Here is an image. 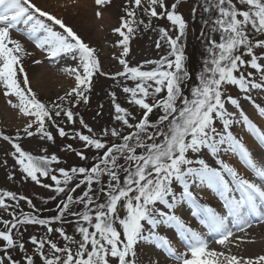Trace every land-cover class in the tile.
I'll list each match as a JSON object with an SVG mask.
<instances>
[{
	"label": "snow or ice",
	"instance_id": "snow-or-ice-1",
	"mask_svg": "<svg viewBox=\"0 0 264 264\" xmlns=\"http://www.w3.org/2000/svg\"><path fill=\"white\" fill-rule=\"evenodd\" d=\"M104 2L96 0L97 5ZM178 3L179 0L171 5L166 0H129L127 18L121 17L120 27L114 29L122 37V55L129 52L133 25L144 23L137 18L140 10L149 17V24L151 18H166L177 30L174 38L166 29L159 30L161 39L170 47L169 56L174 59L161 58L151 71L130 67L123 58L119 60L123 71L115 75L136 82L134 87H124L123 92L129 94L130 106L142 115L137 119L133 111L116 102L112 93L114 119L121 130L104 129L101 139L92 135L93 129L80 118L79 123L89 134L75 132L73 137L83 142L84 148L101 153L91 167L59 168L57 176L51 168L59 162L55 154L33 155L12 137L0 133L11 144V155L26 178L41 184L40 177H50L55 182V192L66 196L57 206L59 215L51 219L11 212L12 219L0 220V264H22L11 253L26 251L25 243L14 230L27 224L46 226L48 233H59L65 243L59 246L51 239L31 236L35 252L24 256L26 264H137V249L142 244L154 246L176 264H264V256L242 260L209 249L205 235L183 217L187 213L208 235L219 236L217 243L221 245L233 235L232 227L243 230L253 218L264 221V131L244 112L239 98L230 93L235 87L251 99V90H264V0H205L203 11L210 17L204 23L209 27L201 34L207 55L202 58L197 83L188 94L182 87L191 79L183 44L187 23L177 11ZM42 18L63 31H55ZM21 25L24 27L20 28ZM13 30L25 33L50 58L71 54L72 59H78L77 67L65 69L74 74L75 86L56 101L38 99L28 87L21 64L25 49L12 37ZM99 68L95 50L62 20L43 11L32 0H0V87L5 96L18 98V103L8 102L27 118L23 128L27 137L39 135L41 139L53 140L49 124L56 127L60 137H66L68 133L56 123V118L63 115L69 123L76 122V114L64 103H86L85 93ZM18 73H23V87ZM255 73H259V82L251 78ZM229 106L238 113L230 111ZM254 107L264 117V106ZM154 110L159 115L152 121L150 114ZM234 127H241L252 137L253 148L233 132ZM124 128L130 131L124 134ZM112 137L119 142H110ZM76 155L87 159L83 151ZM224 156L236 158L253 178L245 177ZM76 180L79 182L73 187ZM94 184L99 187L94 188ZM81 185H86V189L82 195L74 196ZM204 192L221 202L222 211L202 203ZM6 198L17 197L10 191L0 192V208L5 210L9 208ZM76 205H82V210L75 211ZM66 214L76 217L75 233L79 239L63 228L51 226L52 221H59ZM161 228L171 230L185 250L178 251L159 232Z\"/></svg>",
	"mask_w": 264,
	"mask_h": 264
},
{
	"label": "rangeland",
	"instance_id": "rangeland-1",
	"mask_svg": "<svg viewBox=\"0 0 264 264\" xmlns=\"http://www.w3.org/2000/svg\"><path fill=\"white\" fill-rule=\"evenodd\" d=\"M32 2L72 28L84 43L95 50L100 65L99 71L92 78L90 90L85 93L88 97L87 102L76 104L73 100L71 103L68 101L64 103V107L72 108L76 114L74 117L76 122L74 124L69 123L63 115L56 118V123L64 127L68 135L60 137L56 127L51 124L48 125V130L52 132L54 137L51 141L41 139L39 135L27 137L23 133V128L28 122L27 118L19 112L18 108H13L8 102L11 100L13 103H18V98L14 95L5 96L3 88L0 87V133L12 137L15 142L20 143L23 150L33 155L51 156L55 154L59 158V162L53 163L51 168L52 172L59 176V168L91 167L101 154L95 149L84 148L83 142L73 137L75 132L89 134L88 129L79 123L80 118L93 129L92 135L99 136L101 139H104L100 135L104 129L116 127L121 130L119 123L114 119L115 109L112 103V93H115L117 103L133 111L137 119L140 118L142 113L130 106L129 94L123 92L124 87H134L136 82L115 75L117 72L123 71V65L120 64L119 60L123 58L130 67H139L142 71L153 70L156 68L155 62L160 61L161 58L174 59V57L169 56L170 47L166 40L161 39L159 30L161 28L166 29L173 38L176 36L177 30L166 18H151L149 24V17L143 14L142 11L137 10V18L143 20L144 23L133 25L135 31L129 39V52L127 55H122L123 45L119 43L122 37L114 29L120 27L121 17L127 18L125 9L130 7L129 0H105L100 5H97L96 0H32ZM174 2L176 0H166L167 5ZM204 6L205 0H179L177 6V11L183 15L187 23L183 44L186 58L185 66L191 74V79L182 86L185 94H188L190 87L197 83L196 75L202 67V58L207 55L205 52L206 42L201 33L202 30L206 31L209 27L204 21L209 19L210 14L203 11ZM97 13H100V15H97ZM211 15L214 16L215 13L213 12ZM42 19L52 26L55 31H63L59 26L47 21L46 18ZM145 24H149V26L145 27ZM23 27V25L20 26V28ZM11 35L24 46L25 54L21 57V64L28 77V87H31L38 99L42 102L56 101L57 97L65 95L75 86L74 74L70 75L65 69L77 67L78 59H72L71 54L50 58L46 50L38 48L35 41L29 39L22 31L13 30ZM216 38L218 39V36ZM158 41L160 47H157ZM114 56L116 60H119L114 62L111 58ZM245 58L247 59V57ZM36 61H40V63H36ZM258 77L259 73H255L251 78L259 82ZM18 79H20L23 87V73H18ZM263 92L264 90L261 89L251 90V99H248L237 88L232 87L230 89L231 95L239 98L244 112L248 109L256 111L254 105L264 106V101L260 97ZM229 110L238 113V110L232 106H229ZM158 115L159 112L154 110L150 114V119L155 121ZM235 128L232 129L233 132ZM18 131L20 132L19 137H17ZM122 131L127 134L130 130L124 128ZM110 142L119 141L117 138L112 137ZM68 145L72 146L71 149L67 147ZM12 151L11 144L0 136V192L10 191L17 197L16 200L6 198L9 208L7 210L0 208V220L12 219L11 212H14L17 216L21 213H29L44 219H51L53 216L59 215L57 206L60 205L62 200L66 199L65 194L55 192V182L50 177H40L41 184L26 178V174L15 163V157L11 155ZM81 151L87 159L82 160L76 155V152ZM209 162L211 163L210 158ZM9 176L12 178L9 179ZM78 182L76 180L72 183V186L75 187V183ZM43 184H49L52 187L45 188ZM98 187L94 184V188ZM85 189L86 185H81L73 195H82ZM20 197H26V199H20ZM53 197L55 198L53 199ZM29 200L32 202L31 204L28 203ZM207 200L210 201L211 198L205 197L202 203L204 201L207 203ZM82 208V205L74 206L75 211H80ZM184 219L186 222L190 220L187 213ZM51 226L53 229L63 228L68 235L75 234L76 238L79 239L78 234L75 233V216L66 214L61 220L52 221ZM0 228H3L2 224H0ZM14 231L22 238L26 245V251L16 250L11 255L20 260L22 264H26L24 256L33 255L35 252V247L30 242V237L33 235L37 238L51 239L59 246H63L65 243L59 233L55 231L48 233L46 226L27 224ZM159 232L167 236L172 243L178 244V247H176L178 251L183 252L185 250L182 244L177 243L173 232L171 233L164 228L159 229ZM157 250L151 245H140L137 249V264H156V261H159V264H176L175 260L168 258L165 253ZM0 253H2V248H0ZM34 259L37 258L34 257Z\"/></svg>",
	"mask_w": 264,
	"mask_h": 264
},
{
	"label": "bare ground",
	"instance_id": "bare-ground-1",
	"mask_svg": "<svg viewBox=\"0 0 264 264\" xmlns=\"http://www.w3.org/2000/svg\"><path fill=\"white\" fill-rule=\"evenodd\" d=\"M264 101V92L260 96ZM250 119H252L262 131H264V117H260L257 110L248 109L245 112ZM234 133L242 136L243 142L251 149L254 146L252 137L246 132L242 131L241 127H236ZM226 162L235 166L239 172H241L247 178H253L252 173L247 171L240 163L237 162L236 158H229L228 156L223 157ZM204 197L215 199L216 197L208 192H204ZM220 211L218 208H216ZM186 214V213H185ZM191 223V219L188 221ZM202 233V232H201ZM233 235L225 242L224 245L217 243L219 236H212L206 233L205 239L208 241L209 249H214L217 252H223L227 255H234L242 260L252 259L255 260L257 257L264 256V221H258L253 218L250 221V226L240 230L232 227ZM175 247L178 244L173 243Z\"/></svg>",
	"mask_w": 264,
	"mask_h": 264
}]
</instances>
